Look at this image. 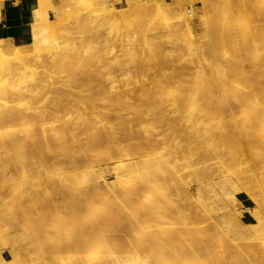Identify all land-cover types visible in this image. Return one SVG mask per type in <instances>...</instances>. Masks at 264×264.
<instances>
[{
	"label": "rangeland",
	"instance_id": "obj_1",
	"mask_svg": "<svg viewBox=\"0 0 264 264\" xmlns=\"http://www.w3.org/2000/svg\"><path fill=\"white\" fill-rule=\"evenodd\" d=\"M237 2H239V0L236 1L235 0H36V6H35L36 15H37V11L39 12L41 8L44 11L46 10L45 12L47 16L53 21L51 28H49V30H46L45 32L44 31L40 32L41 35L44 36V39L40 36V34H38L34 37L33 44L29 41V37H27L25 41L21 42L18 46H13V48L9 51V53L6 56H3V60L1 59L2 61L0 62V63L3 62L2 65H0L1 68L0 69V77H1L0 78V129H2L1 131H3L0 132L1 133L0 134V151H1L0 152V170H1L0 196H3V199H1L2 197H0V201L1 200L4 201L6 197V202L9 204V207L5 206L6 202L2 201L3 205L0 202L1 203L0 208L4 206L5 211H7L6 209L8 208L10 211H12L11 214L9 213V216H11L12 218L11 217L8 218V212H5L7 215L4 217L0 215L1 218L0 230L4 232L5 237L3 236L2 232H1L2 234L1 236H3L4 240L8 241V242L5 241L6 245H4L5 242L4 240H2L3 238L0 236V256H2V258L10 259L11 258L10 250L13 248L15 254L17 253L16 256H18L20 263L21 262L23 263V261H25L26 263V261H28L30 258L32 262L30 261L29 264H39V261L42 260L43 258V253L44 255L47 254V252L42 251L41 249H39V246L35 244H33V246L35 245L38 254L33 253L34 256L31 252H28L33 250L34 252L36 251V249L32 245H30V250H27L26 248L23 250L21 249L22 245L23 247H25L24 244L26 240H24L25 239L24 234L27 235L26 232L28 229L29 232H27L28 235L26 236V238L29 237L30 233L34 234V229L36 231V229L40 225H42L40 226L41 228L47 225L48 212H46L45 205L41 201H38L37 203H34L32 205L26 204V200L28 201V196L23 195L22 190H27L28 186H25V184L23 183L24 185L22 186L23 187L22 189V187L20 186L21 185L20 177L22 178L21 183L23 182V178L25 180L30 179L27 180L28 184H31L32 180L33 182L39 180L37 183L42 182L43 184L52 183L54 181L53 178L55 177L54 169H51L52 163L50 162L52 160L56 162H61L63 166L66 165L64 169L65 168L67 169L69 167L68 169H71L72 171L76 170L74 168L72 169L73 164H75L74 166L78 165L79 166L78 168H80L81 167L80 157L76 156L77 153L80 152L79 151L80 145L84 144L85 142L87 143L90 137L95 134L100 135L101 144L104 140L103 144L106 146L109 145L108 141L110 139L112 140L119 139L118 143H122L123 142L122 140L126 142L128 141L132 143V145L136 140H140V139L151 140L153 141V145L150 146L151 149H153V151L155 149V152L157 154L158 153L160 154L164 147L163 141L166 140L168 143H171V141L173 140L180 142L179 144H181V140L183 139L181 137L184 135V133L187 134L190 131V129H191L190 132L193 133L192 128L190 127L191 126L190 123L187 121L185 122L184 121L185 119L182 118L181 116H180L181 118L178 119L176 115L177 114L179 115V113L177 111L175 112V110L173 112V109L170 108L167 102H165L166 101L165 98H160L155 94L153 95L149 94L150 96L146 94L145 96L143 95L145 93L144 91L142 92V90H153L152 88L153 82L151 83V80L154 81L155 80L154 78H159V77L161 78L162 77L161 75H163V73L171 74L174 83L173 90H180V93L184 94V97L188 96L189 92H191L190 90L193 91L196 90L195 87H193V85L198 83L199 77H204L205 89H211V90L220 89L221 87L218 85L217 80L221 76L216 71L215 55L212 52H210L208 54L207 57L208 59L206 60V62L200 65L196 60L198 56V52H200L201 49H205L212 46L213 41L214 42L216 41V43L222 41L220 43V46H223L222 55L224 60H228L231 58L234 51H237L238 49L244 47V44L240 43L241 40H243V38L240 40L241 36L239 30L241 31L242 29L241 27L243 25L244 27L246 26L256 27L258 24L259 25L261 24L260 26L264 24V18L256 14L261 10L262 7H264V0L263 1L257 0L256 1L257 3H255L253 0H243L242 2L244 3L245 7H242L240 2L237 4ZM220 3L221 5H219ZM259 3L263 6L261 7ZM255 4H257L256 5L257 7L259 5L261 8L255 9L256 8ZM57 6L60 7L61 10L56 13L54 8ZM244 8L246 9L245 11ZM217 11L220 13L218 14ZM215 13H217L218 15H215ZM251 19L254 20L256 19V20L254 21ZM234 20H236L235 23L233 22ZM229 24L233 31L232 36H234L233 38L234 42L232 45L233 47L227 45V39L225 38L224 34L221 32L220 29L221 25L226 26ZM135 29H140L141 32H143L144 36L150 39V41L152 42L151 46L153 48H155L154 45L157 43L156 47L159 51H157L158 55H156L155 58L156 60H154L152 66L149 64L148 67L147 64L146 66H144L146 61H148L151 58V54L149 53L151 51H149L150 50L149 47H146V49L149 48L147 49L148 51L147 52L144 43H142L141 41H140L141 43L139 42L136 43V44L139 43V45H133L132 50L134 52L132 53L135 56L132 58V61L130 57L132 55L126 56V53L127 54L130 53L129 52L130 47L127 45L125 39L127 37L129 39V37L131 36L132 32ZM173 30L175 31V33L172 32ZM33 31L35 32V34H37L39 33L40 30L39 29L35 30L34 27ZM250 35L245 36L247 39L246 45L249 44L251 45L252 41ZM54 36L56 37L55 41H57L58 43V47L56 50L49 45L51 43L50 38ZM153 41L156 43L153 44ZM191 42H193L192 49L190 46H187ZM126 48L128 50H126ZM134 48L136 50H134ZM143 49L146 51V54L145 51L144 52L142 51ZM259 51L261 52V50ZM54 52L59 57H57V55H55ZM169 52L170 54H168ZM21 54H23V56ZM145 55L148 57H145ZM168 55L171 57H168ZM19 56L24 57L22 60H20L21 62L18 61ZM166 56L168 58V61L166 59ZM128 57L130 58L129 63L127 62L128 60H126L128 59ZM138 59H140L139 61L140 64H138V61L137 62L135 61ZM145 59L148 60L145 61ZM64 62L66 63V67L63 65ZM141 62H145V63L144 64L142 63L143 64L142 65ZM140 65L143 66V69L140 68ZM134 68L136 69L134 70ZM137 68L141 69L140 72H138ZM136 71L138 72V74L136 73ZM139 73L145 75L141 76V74ZM69 77L70 80L68 79ZM140 77L146 78L148 81L144 87L142 84L138 85L139 84L138 82L140 81ZM132 78H136V79L133 80ZM126 79L132 80L131 81L132 83L128 81L130 83L129 84ZM187 80H189V82ZM223 81L224 82L222 84L227 85L226 86L227 90L235 89L236 81L234 77H226V79ZM28 90L30 92L34 91V93L37 95L35 96L34 93H30ZM35 90L38 91V93H36ZM54 90L56 93L54 92ZM59 90L61 91L59 92ZM65 90H68L67 91L68 93L64 95V93H66ZM81 90H86L85 91L86 93L85 92L82 93ZM89 90H92V92ZM95 90L96 91L100 90L99 91L100 93L98 91L96 92ZM113 90H117V91L113 92ZM93 91L96 93H94ZM121 91H123V94ZM126 92L127 95H125ZM61 93L63 95H61ZM79 93L83 94L81 95L82 98L78 97L80 96L78 95ZM97 94L100 95L98 96ZM131 94L132 96H130ZM242 95L243 93H241V96ZM12 96L13 99L12 98L10 99V97ZM58 96H60L62 99L57 98ZM154 96H156V98ZM50 97L53 99H51ZM147 97L150 98L148 99ZM157 97H159V100H157ZM228 97L233 101L237 100L235 97H233V95H229ZM60 99L61 101H59ZM9 100L10 103L8 102ZM12 100L14 102H12ZM35 101H37L38 103ZM118 103L121 105H119ZM131 104L138 106H136L137 108L135 106L132 108ZM237 104H235L233 111H230L233 114L227 113L233 116V118L230 117V119H229V115L227 114L226 117L224 116L225 114H217V115L214 114L213 116L211 115L212 117L210 116L211 118L210 117L208 118V116H204L205 114L200 115L199 110H197L198 112H195L196 110L195 111L192 110L193 112L204 117L203 120L207 118L206 120L209 121L210 125L213 126L211 130L213 129L212 131L216 136V137H214V135L211 136L213 133L212 134L210 133L211 135L210 136L208 135L209 136L208 139H211V141L208 140L207 142L206 140L205 143L201 144L203 147L202 149L206 150L210 154L205 167L200 168L202 166L200 163L194 164L195 160L198 159L197 158L198 156L195 153H192L187 158L186 157L181 158L179 154H176V156L175 155L166 156L167 163L165 164L169 166L166 171L165 169L161 171H159L158 169H154V170L153 168L151 169L152 173L155 175L153 178H155V180L157 179V177L160 179V181L159 180L157 181L159 184L162 182H163L162 184H164V181L167 182V187L165 189V192H167V196L169 194L171 196L169 195L167 198H164L163 196L158 195L156 197V202H157L156 205L165 208L166 212L168 211L167 213L168 215L160 219V221H158L157 225L154 227V231L152 230V232L150 234H147L145 238L150 239L153 236L151 240H154L155 238H158L157 236L162 235L163 237L167 238L165 241L162 242L163 246H165L164 249H167L171 246L168 245L171 244L170 243L171 240H168L169 239L168 237L171 238V235H174V233H172L173 231L171 227H177L182 231L186 230L184 226L185 221L184 220L182 221L177 217H175V212L177 210L186 214V216L190 214L193 217H197V221L195 223H199L198 224L200 226L199 228H203V226L201 225L202 224L205 225L206 223L210 224L212 221L211 218L213 219L217 218L218 221L221 219H224L226 221V217L224 216V214L226 213L225 209L231 207L232 204L237 205L238 207L237 209L238 211H240L238 218L241 224L250 222L251 219L250 210L254 209V211L257 210L256 212H259L260 214L259 215L258 213H256L254 215L256 224L259 227L261 226V224L262 226H264V124L260 121L261 123L259 122L257 124H253L252 125L253 128L244 126L240 119L241 117L240 114L242 113L239 110L242 109V106L241 105L239 106V104L238 105ZM148 105H150V107ZM120 106H121V110H119ZM10 107L14 109H11ZM130 107L132 109L135 108L136 110H131ZM39 108H41L40 109L41 111L39 110ZM53 108L55 109L52 110ZM138 109H140L139 111L141 115L140 113H136L139 112L137 111ZM8 110L11 111L9 112L10 114L7 112ZM141 110L143 112H141ZM120 111H123L124 114ZM261 111L262 110L251 109L252 113H257ZM19 113L21 115L23 114V116L25 115L24 117H21L22 118L21 120ZM45 114L47 116L50 115L48 116L49 118H46L47 116ZM222 115L224 117H221ZM234 115H237L238 117L236 120H233L236 118V116L234 117ZM8 116H10V118H8ZM155 116L161 118V119H157L156 117L158 122V123L156 122V124H155L156 121ZM174 116L177 117V119L180 121V124H178L179 122L178 120H175L176 118ZM117 117L119 120L117 119ZM166 117L167 120L163 119ZM126 118L129 119L131 118L130 125H132L131 128H134L133 130L129 129L130 126L129 124L128 125L126 124L129 123V119L127 122ZM180 119H182L183 122H181ZM216 119L219 125L221 119V122L223 124L222 126H220L221 128H219V126L216 124L215 122ZM5 120L6 122L8 121L7 124H5L6 123ZM151 120H153V122L149 125H152L153 123L155 124L154 126L152 125V127L149 126L147 123ZM259 120H261V118ZM49 121L50 123L56 124L60 135L59 138L53 141L52 139L49 138L45 139L42 136L41 125L43 123L50 124ZM223 121L225 123L227 122L228 125L226 126L227 123L225 124L223 123ZM3 123L5 124V126L1 125ZM124 124H126L127 126ZM176 125H178V129L177 127H175ZM109 126H111L112 128L118 126V129H114V130H118V132L116 131L112 133L111 131H109L110 130ZM182 126L184 127V130H182L183 128ZM123 127L128 128L127 130L128 131L131 130L132 132L130 131L127 132L126 129L123 130ZM218 128L223 130L222 134H220V131L218 133H215ZM173 130H177L180 132L182 131V132L181 133L179 132L180 133L179 134L177 131L175 132ZM224 130H227L228 132L230 131L229 133H231V135L228 134L225 135ZM6 133L12 134L10 136L11 137L13 136L14 138V144L12 148L11 146L7 145L5 139L3 138V136H5L4 134ZM192 133L189 134V136L190 135L192 136ZM243 133H245L244 135L247 136H244ZM248 133H250V135L252 133L251 137L253 140H250V138L248 140L244 138L250 136V135L248 136ZM239 134L244 136L243 138L245 141H247L246 143L244 140H239V139H243L240 138L242 136ZM217 136L218 137L220 136L219 137L220 139ZM221 136L223 137L221 138ZM224 136H226L225 137L226 139L224 138ZM7 137H9V135H7ZM33 137H38L40 139V146H38V148L36 147V149L35 147H32L30 142L28 141ZM185 138H186L185 140L186 142L191 141V139L189 140L188 136ZM240 141L241 143L243 142V144L239 143ZM250 142L251 144H248ZM222 145L224 146L222 147ZM109 146L114 147V143H111ZM189 147H190L189 149H191L192 147L193 152L195 150L198 151L199 149L202 150L201 146L198 147L197 144L195 143L191 144V142ZM213 147L216 150L221 149L220 152H222L223 154L220 155L221 153L219 152V150L218 151L212 150L214 149ZM223 148L229 150L230 152L229 151L225 152ZM101 149L98 150L95 148L93 150H90V152L102 153V151L106 150V148L104 150ZM13 153H16L17 155L18 154L23 155L27 153L25 155L28 156L23 155L21 157L24 158L25 156L27 159L30 158L32 161H30V159L26 160L22 158L23 159L22 160L21 158H18L17 160L21 165L20 166L19 164H17V167L19 165V169H18L15 167L16 155L14 158H12L14 156L12 155ZM45 154L47 155L48 159L45 158V161L46 160L47 161L46 162L43 161L44 163L40 164L42 162L40 161V159L41 157L43 158V156L46 157ZM73 158L75 159L77 158L76 159L77 161L74 160ZM11 159L12 160L15 159L13 161L15 165L12 164L13 162H11L12 161ZM19 160L22 161L24 165L25 164L26 165L23 166V164ZM48 161L50 163L48 167L50 166L51 167L45 169L46 166L44 168L43 164H46ZM30 162L32 163V166L35 165V167H32ZM6 164H7V168H6ZM14 168L17 170H13ZM201 169L202 171L206 172V176H208L206 177L207 179L205 180L206 183H209V185L212 184L211 186H207V188L211 187L213 189L212 192H210L211 195L209 193L206 194L209 198L212 197V199H209L208 197L206 199L208 203H212L211 206L208 205V209H210V207L211 208L214 207V208L209 210L206 214L199 212L200 211L199 207H201L203 200L199 197V194H197L195 189V187L197 186L195 185V181H196L195 178L199 176L197 172L200 171ZM13 171L17 173L13 174L14 173ZM215 172L216 174L213 175ZM12 175H16L17 178L15 176L13 177H15V181L17 183L19 182L20 184L19 186L21 188H19V186H17L16 183L14 184L15 181ZM32 175H35L33 176L34 178L38 177L39 179L36 178L37 180L35 181ZM102 176L103 178L101 179V184H103V182L108 184L114 180L112 175L107 173L106 170L102 171ZM10 178H13V181ZM224 178L228 181L230 180L228 186L229 193L226 196L224 194V191L220 190L221 188L219 183ZM2 179L4 180V184L2 182L3 181ZM37 183H32L30 186L32 185L34 186V184ZM151 185H152L151 183L145 180L144 183L133 188L131 190L130 203L132 205H135V203L144 195V193L151 189ZM14 186H16V188H14ZM113 186H112L113 188L111 189L108 188L107 190H105L107 191L106 192L107 196L102 194L100 196H97L96 199L93 200V203L97 201L95 205L96 207L98 206L97 208L95 207V209H98L96 213L95 212L92 213L94 216L93 215L91 216V214L86 215L88 210L86 212L87 209L86 204L83 203L84 201L81 202L80 201L81 199L78 201L80 203L79 214H83L84 216H87L86 218L88 221L90 219H94V223H95L96 217L101 216V211H104L106 209L112 211L111 210L112 208L114 209L113 210L114 212L115 211L117 212V209L119 208V204H118L119 201L116 200L117 193L123 191V189L129 185L125 183L124 179H119ZM24 187H26V189ZM38 187H40L38 186V184L37 187H33L35 188L34 191L35 194H39V193L41 194V188ZM113 190L115 191L116 196ZM20 191L22 195L19 194ZM28 191L25 193L27 194ZM111 191L115 197L111 196L112 195ZM187 191H190V193H187ZM220 192L223 194H221ZM40 194L39 196H37L38 199H40L42 196ZM124 199L125 197H123L122 200ZM178 199H180L183 202H180ZM122 200L119 202L120 204L126 201V200L125 201ZM170 200H172V202L175 204L174 207L173 205H170ZM175 200L179 201L180 203L176 202ZM212 200L213 202H211ZM67 205L70 204L66 203L65 207L67 208L64 207L65 216L68 217L70 215L69 217H72L71 214L73 215L74 212L72 213L71 212L72 209ZM0 212L1 214L2 213L4 214L3 210L2 211L0 210ZM222 214L223 216L220 219V217H218L217 215H222ZM78 215L77 217L79 218L84 217ZM13 217L16 220V221L13 220L15 223L11 221ZM143 217L145 216H141L140 219L142 220ZM185 219L187 221V219L189 218L185 217ZM36 223H38L37 226L35 225ZM94 223H89L91 225L90 227H93L92 225H95ZM97 223L99 222L96 221V224ZM159 223L168 224L167 227L168 229L165 232H163V234H160ZM12 225L14 227H12ZM25 225L28 227V229H26L27 227H25ZM140 225L142 226L143 223ZM34 226H36L37 228H34ZM105 226H102V228L106 229V231L109 233L108 229H111L112 227L109 224H106ZM138 226L137 224L135 225V227ZM139 227L136 228L137 231H139L140 229ZM221 227L223 228V231L226 232L227 234L229 233L230 230H233L232 227L229 228V231L226 230L227 229L226 227L225 228L224 226ZM30 229H32L33 231ZM92 230L99 232L102 237L108 239L110 237L113 238L112 236H114L113 238L114 240L116 238L118 239L121 236H123L122 238H126V235L121 233L122 231L119 229L116 230L117 233L116 231L114 233L110 232L111 234L109 233V235L106 234L107 233L106 231H102L101 228L100 229L91 228L90 229L91 233L93 232ZM101 232L102 233L104 232L106 236H103L104 233L102 234ZM240 232L243 233L242 235H245V233L246 235H248V233H250V235L252 234L254 236H257L258 234V233L257 234L254 233L251 230L245 232V230H243V228L241 227H240ZM119 233L120 235H118ZM15 236H17L18 238ZM167 240L168 242H166ZM211 245L214 246L216 245L215 247H218L217 243H213ZM223 247H224L223 249H226L228 247L227 242L226 243L224 242ZM122 249H124V246L122 247ZM19 251L21 252L20 253L21 255L19 254ZM21 258L22 259L27 258V259L22 261ZM16 263L20 264L16 261L13 264Z\"/></svg>",
	"mask_w": 264,
	"mask_h": 264
},
{
	"label": "bare ground",
	"instance_id": "obj_2",
	"mask_svg": "<svg viewBox=\"0 0 264 264\" xmlns=\"http://www.w3.org/2000/svg\"><path fill=\"white\" fill-rule=\"evenodd\" d=\"M242 1L243 0H241V1L239 0V2L241 3V6L245 7L244 3ZM253 1L255 3H257L256 2L257 0H253ZM239 2H237V4ZM234 4H236V3H234ZM219 5H221V3ZM256 5L257 4H255V7H256L255 9H257V8L260 9L263 6L260 4L261 7L259 5L257 7ZM62 7H63V5H62ZM64 7H65V5H64ZM54 9H55L56 13L61 10V8L58 6L55 7ZM259 9H258V11H259ZM245 10L246 9L244 8V11ZM45 11L42 8L39 10V12L37 11V15L34 17V20L32 22L31 32L28 35L29 41L32 44H33L34 37L38 34H40V36L44 39V36H42L40 32H42V31L45 32L46 30H49V28H51V26H52L53 21L47 16ZM259 12L256 14L260 15L261 17L264 18V7H262ZM217 13L219 14L220 12L217 11ZM217 13H215V15H218ZM245 14H246V12H245ZM251 20H254V19H251ZM233 22L235 23L236 20H234ZM254 23H252V24H254ZM256 25H257V22H256ZM258 25L256 27H252V26L244 27V25H243L241 27L242 29L240 28L241 29V31L239 30L240 36H241L240 40L243 38V40H241L240 43L244 44V47H242L241 49H238L237 51H234L231 58L228 60H224L223 55H222L223 46H220V43L222 41L217 42V43H216V41L215 42L213 41L212 46L205 48V49H201L200 52H198V56H197L196 60L200 65H202L206 62V60L208 59L207 58L208 54L210 52H212L215 55L216 71L221 76L217 80L218 85L221 87L220 89H217V90L205 89L204 77H199L198 83L193 85V87H195L196 90H194V91L190 90L192 93L189 92L188 96L184 97V94L180 93V90H173L174 89V87H173L174 83H173V78H172L171 74H169V73L164 74L163 73V75H161L162 76L161 78L160 77L159 78L153 77L155 80L154 81L151 80V83L153 82L152 83L153 90H142V92L144 91L145 94H143V95H145V96H146V94H148V96H150L151 94L152 95L155 94V95L159 96L160 98H165V100H166L165 102H167V104L170 106V108L173 109V112L175 110V112L177 111L179 113V115L176 113L177 114L176 116L178 117V119L182 117L185 119L184 120L185 122L187 121L190 123V125H191L190 127L192 128L193 133L190 132L191 131V129H190V131L188 130L190 133L189 132L187 133V131H186L187 134H185V133H184V135L182 134L183 136L181 138H183V139L181 140V144H179L180 142L173 141V140L171 141V143H168L165 140L166 142L163 141L164 152L162 150V152L160 154L158 153L159 154L158 155L155 152V149L153 151V149H151V147H150L153 145V141H151V140H145V139L136 140V141H134V143L132 145V143H130L128 141L126 142L124 140H122L123 141L122 143H118L119 139L113 138L114 140H112V139H110L109 141L107 140L109 145L111 143H114V147H110L109 145L106 146L103 144L104 140L102 142V144H103L102 145L100 135L95 134V135L90 137V139H89V141H87V143L85 142L84 144L80 145V148H79L80 154L77 153V155H76V156L80 157V161H81L80 166L82 168L81 167L78 168L79 166L77 164H76L77 166H74L75 164H73L72 169L74 168L76 170L72 171L71 169H68L69 167L67 169L66 168L64 169V167L66 165L63 166V164H61V162H56V161L52 160L50 162V163H52L51 169H54V172H55V175H54L55 177L53 178L54 181L52 183H49V184H43L42 182L37 183L39 180L38 181H36V180L39 178L38 177L34 178L33 176H35V175H32V177L35 179L36 182H33V180L31 182L37 183L38 186H40L38 188H41V194L40 193L39 194L42 196L40 199H38V197H37V196H39V194H35V192H34L35 188H33V187H37V184H34V186L32 185L33 186L32 187V186H30L32 183L31 184L27 183V180H30V179L25 180L24 178H23V182L21 183L22 178L20 177V180H21L20 181L21 185H20L19 182L17 183L15 181L16 175H12V177L15 176V177H13L14 181H15L14 184L16 183L17 186L20 185L21 187L24 184H25V186H28L27 190H22L23 195L28 196V201L26 200V204L32 205L34 203H37L38 201H41L45 205L46 212H48L47 213L48 222L46 225L47 227L44 226L41 228L40 226H42V225L39 224L40 226L37 228L36 226L38 225V223H36L35 224L36 226H34V228H37L36 231L34 229V234L30 233L29 237H27V238H26V236L28 235L27 232H29L28 231L29 229L25 225V227H27L26 229H28V230L26 232L27 235L24 234V236H25L24 240H26V242L24 244L25 247H23V245H22L23 248L21 247V249L23 250L26 248L27 250H30V245L33 246V244H35V245L39 246V249H41L44 252H47V254L45 253L46 255H44L43 252H40V253H43V258H42V260L39 261V264L40 263L41 264H82V263L83 264H264V226H262V224L260 223L261 226L259 227L256 224V220H255V216H254L256 213L259 214V212H256L257 210L254 211V209L253 210L251 209L250 210V217H251L250 222L241 224V222L239 221V218H238L240 211H238L237 205H234V204H232L231 207H228V209H225L226 213L224 214V216L226 217V221L224 219H221L223 214L217 215L221 219L219 221L217 218L213 219L210 217L212 219L211 223L210 224L206 223L205 225L202 224L201 226H203V228H199L200 227L198 225L199 223H195L197 221V217H193L190 214L188 216H186V214L177 210L175 212V217H177L178 219H180L182 221L183 220L185 221L184 226H185L186 230L182 231L181 229H179L177 227H171L172 231H173L172 233H174V235H171V238L168 237L169 238L168 240H171L170 241L171 244H168V245L169 246L171 245V246L169 248L166 247L167 249H164L165 246H163V244H162V242L167 239L166 237L159 235V236H157L158 238H155L154 240H151L153 238V236L150 239L145 238L147 236V234H150L152 232V230L154 231V227L157 225L158 221H160V219H162V218L166 217V215H168L167 214L168 211L166 212L165 208H163L159 205H158L159 206L158 207L156 205L157 204L156 197L158 195H161L164 198H167L170 195L169 194L167 196V192H165V189L167 187V182L164 181V184H162L163 182L161 181L162 183L159 184L157 181L158 180L160 181V179L158 177L156 180H155V178H153L155 175L152 173L151 169L152 168H153V170L158 169L159 171L165 169V171H166L169 167L168 165L165 164V163H167V157L166 156H168V155L169 156H174V155L176 156V154H179L181 158H185V157L187 158L192 153H195L198 156L197 157L198 159L195 160L194 164L200 163L202 165L200 168L206 166V162L208 161L210 154L206 150L202 149L203 147L201 144L205 143L206 140H207V142H208V140L211 141V139H208V137L213 133V131H212L213 129L211 130V128L213 126L210 125L209 121L206 120L207 118L203 120L204 117H202L200 115L205 114L204 116H208V118H209L211 115L213 116L214 114H216V115L217 114H225L224 116L226 117L227 115H229L227 113L233 114L230 111H233L235 104L238 103L239 106L240 105L242 106V109H239V110L242 113V114H240V116H241L240 119H241V122L244 126H248L249 128L250 127L253 128L252 125L257 124L260 121L264 124V65H263V62H264V24H262V26H260L261 24L259 26ZM34 27H35V30L36 29L40 30L39 33L35 34V32L33 31ZM220 29H221V32L224 34L225 38L227 39V45L230 47H233L232 45L234 42L233 41L234 36H232L233 31H232L230 24L226 25V26L221 25ZM172 32L175 33L174 30ZM246 35L251 36V41H252L251 45L250 44L246 45V40H247L245 37ZM52 38H54V39H52ZM148 39L149 38L145 37L143 32H141L140 29H135L132 32L129 39H128V37L125 39L127 42V45L130 47V50H129L130 53H128V54L126 52L125 53H126V56L132 55V56H130L131 61H132V58L135 56L132 53V52H134L132 50L133 45H139V43L142 42L145 45V49H146V47L150 48L149 51H151V52H149V53L151 54V58L149 60L145 59V61L148 60V61H146V63L141 62V64L145 63L144 66H146V64H147V67H148V64L151 66L153 65L154 60H156L155 59L156 55H158L157 51H159L156 47L157 43L153 41V44L156 43L154 45L155 48H153L151 46L152 42L150 41V39L149 40ZM55 40H56L55 36L51 37L50 38L51 43L49 45L53 49L56 50L58 47V43ZM137 42H139V43L136 44ZM214 43H215V45H214ZM13 46H15V45H13L12 43H10L8 41H4V40L0 39V62L3 60V56H6L9 53V51L13 48ZM187 46H190L192 49L193 48V42L189 43ZM137 47H139V46H137ZM258 47H259V49H258ZM149 48H147V49H149ZM147 49H146V51H147ZM126 50H128V49L126 48ZM134 50H136V49L134 48ZM259 50H261V52ZM142 51L144 52L145 50L143 49ZM146 51H145V54H146ZM158 53H160V52H158ZM54 54H55V52H54ZM168 54H170V52ZM21 55L23 56V54H21ZM29 55H31V54H29ZM55 55H57V54H55ZM22 56L18 57V61H20L24 58ZM72 56H73V54H72ZM164 56H165V54H164ZM27 57H29V56H27ZM57 57H59V56L57 55ZM57 57H55V58H57ZM145 57H148V56L145 55ZM168 57H171V56L168 55ZM129 59H130L129 57H128V59H126V60H128L127 61L128 63L130 61ZM166 59L168 61L167 56H166ZM63 61H65V60H63ZM135 61L136 62L138 61V64H140L139 63L140 59L135 60ZM141 61H142V59H141ZM143 61H144V59H143ZM2 63H0V65H2ZM63 65L66 67L65 62ZM60 66H61V64H60ZM140 68L143 69V66L140 65ZM135 69L136 68H134V70ZM141 69H138V72H140ZM138 72L136 71L137 74H138ZM142 73H143V71H142ZM207 73H209V72H207ZM139 74H141V73H139ZM142 75L143 74H141V76ZM147 75H148V73H147ZM226 77H234L235 78L236 85H235L234 90H227L226 89L227 85L222 84L224 82L223 80H225ZM68 79L70 80V77ZM132 79L134 80L136 78H132ZM128 81L130 83H132L131 82L132 80L129 79V80H127V82ZM187 81L189 82V80H187ZM147 82L148 81L146 78L140 77V81L138 82L139 83L138 85L142 84L144 87L147 84ZM125 85H127V84H125ZM190 88H192V87H190ZM60 91L61 90H59V92ZM65 91H66V93H64V95L68 93L67 92L68 90H65ZM81 91H82V93H84L86 90H81ZM89 91L92 92V90H89ZM97 91L99 92L100 90H97ZM115 91H117V90H113V92H115ZM129 91H131V90H129ZM187 91H189V90H187ZM54 92H55V90H54ZM72 92H74V91H72ZM96 92H94V93H96ZM121 92L123 94V91H121ZM30 93H34V91L30 92ZM36 93H38V91H36ZM82 93H79L78 95H80V96H78V97L82 98L81 97V95H83ZM241 93H243L242 96H241ZM76 94H77V92H76ZM36 95L37 94H35V96ZM51 95H52V93H51ZM61 95H63V94L61 93ZM86 95H88V94H86ZM125 95H127V92ZM229 95H233V97H235L237 100L236 101L231 100L228 97ZM73 96H75V95H73ZM130 96H132V94ZM119 97H121V96H119ZM154 97L156 98V96H154ZM159 97H157V100H159ZM11 98L13 99V96L10 97V99ZM53 98H51V99H53ZM57 98H61V97L58 96ZM130 98H132V97H130ZM147 98L149 99L150 97H147ZM61 99L59 101H61ZM151 99H153V98H151ZM14 100H15V98H14ZM47 100H49V99H47ZM45 101H44V103H45ZM135 101H137V100H135ZM8 102L10 103V100ZM12 102H14V101L12 100ZM35 102H37V101H35ZM134 104H135V102H134ZM108 105H109V103H108ZM119 105H121V104H119ZM41 106H42V104H41ZM56 106H58V105H56ZM110 106H111V104H110ZM134 106L136 107L138 105H132L131 104L132 108ZM148 106L150 107V105H148ZM112 107H113V105H112ZM131 107H130L131 110H136L135 108L132 109ZM11 109H14V108H11ZM40 109L41 108H39V110ZM54 109L55 108H53L52 110H54ZM251 109L262 110V111L257 112V113H252ZM9 110L7 111L8 113L11 112ZM119 110H121V106H120ZM139 110L140 109H138L137 111H139ZM192 110L193 111L196 110L195 112H198L197 110H199L200 115L193 112ZM2 112H3V110H2ZM120 112H122L124 114L123 111H120ZM141 112H143V111L141 110ZM136 113H140V111L136 112ZM131 114H133V113H131ZM14 115H16V114H14ZM19 115H20V120L22 119L21 117L25 116V115L23 116V114L21 115L20 113H19ZM140 115H141V113H140ZM230 115H229V119H230V117L233 118V116L232 115L230 116ZM48 116H50V115H48ZM48 116L46 118H49ZM224 116L222 115L221 117H224ZM235 116H236V118L233 120H236L238 118L237 115H234V117ZM156 117L157 116H155V120H156L155 124L157 122V119H161L158 117L156 119ZM177 117H175L176 118L175 120H178ZM8 118H10V116H8ZM123 118H122V120H123ZM260 118H261V120H259ZM117 119H118V117H117ZM126 119H127L126 121L128 122L129 118H126ZM130 119H129V123H126L127 125L128 124L130 125ZM163 119L167 120V117L163 118ZM221 119L219 122L220 125L218 124L217 119L215 121L216 124L219 126V128H221L220 126L223 125L221 122ZM180 120H181V122H183L182 119H180ZM233 120H232V122H233ZM22 121H25V120H22ZM171 121H173V120H171ZM3 122H4V119H3ZM5 122H6V120H5ZM112 122H114V121H112ZM152 122H153V120H151L147 123L149 125ZM178 122H179L178 124H180L179 120H178ZM1 123H2V121H1ZM7 123H8V121L5 124H7ZM49 123H50V121H49ZM141 123H142V121H141ZM223 123H225V122L223 121ZM5 124L3 123L1 125L5 126ZM126 124H124V125H126ZM155 124L153 123L152 125L154 126ZM216 124H215V126H216ZM152 125H149V126L152 127ZM173 125H175V124H173ZM227 125H228V123L226 124V126ZM131 126L132 125L129 126V129L133 130L134 128H131ZM186 126H187V123H186ZM103 127H105V126H103ZM109 127H110L109 131H111L112 133H114L116 131L118 132V130H114V129H118V126H116L117 128L116 127L112 128L111 126H109ZM171 127H172V125H171ZM175 127H177V129H178V125H176ZM190 127H188V128H190ZM41 128H42V136L45 139L49 138V139H52V141H53V140H56L57 138L60 137L59 132H58V127L54 123H50V124H47V123L44 124L43 123L41 125ZM219 128L216 130V132L215 131L214 132L218 133L220 131V134H222L223 130L219 129ZM124 129L127 130L128 128L123 127V130ZM1 130L2 129H0V132H3ZM131 130H129V131L132 132ZM171 130H170V132H171ZM182 130H184V127L182 128ZM129 131L127 130V132H129ZM173 131L176 132L177 130H173ZM177 132L179 133L180 131H177ZM227 132H228L227 130H224L225 135L226 134L231 135V133H229L230 131L228 133ZM191 133H192V136L190 135L191 136V138H190L189 134H191ZM224 133H223V135H224ZM131 134H133V133H131ZM220 134H217V135H220ZM244 134L245 133H243V135ZM4 135L6 136V137L3 136V138L5 139V142L7 143L8 146H11V148H12V146L14 144V138H13V136L12 137L10 136L12 134L6 133ZM7 135H9V137H7ZM107 135H108V133H107ZM213 135H214V137H216L214 133L211 136H213ZM239 135H241V134H239ZM243 135H241L242 137H240V136L239 137L243 138L244 136H247V135H244V136ZM249 135H250V133H248V136ZM251 135H252V133H251ZM251 135L247 138L246 137H244V138L247 140L249 138H250V140H253ZM187 136H188L189 140L191 139V141H190L191 144L195 143L198 145V147L201 146L202 150L199 149L198 151L195 150L193 152L192 147H191V149H189L190 148L189 147L190 142L185 141L186 140L185 137H187ZM222 137L223 136H221V138ZM225 137L226 136H224V138ZM192 138H193V140H192ZM210 138H212V137H210ZM244 138L243 139L238 138V139L244 140ZM213 139H215V138H213ZM28 141L30 142L32 147H35V149H36V147L38 148V146H40V139L38 137H33V138L29 139ZM222 142H224V141H222ZM246 142L247 141H245V143ZM252 142H254V141H252ZM239 143H241V141ZM215 144H216V142H215ZM221 144H224V143H221ZM241 144H243V142ZM248 144H251V142ZM223 146L224 145H222V147ZM95 148L98 150H100L101 148H103L101 150H104L106 148V150L102 151V153H100V152L91 153L90 150H93ZM212 150H216V149L214 148ZM218 150H219V152L221 151V149H217L216 151H218ZM224 151L227 152L229 150L224 149ZM220 153H219L220 155L223 154L222 152H220ZM25 154H27V153H25ZM25 154H23V155H25ZM213 154H215V153H213ZM12 155H14L12 158H14L16 155V158H15L16 160L14 159L16 165L13 162L14 160L11 159L12 160L11 162H13L12 164L15 165V167L19 169L20 163L18 162L17 159L18 158L22 159L23 157H21V156H23V155L22 154L17 155L16 153H13ZM25 156H28V155H25ZM25 156L23 159H26V160L30 159L29 157H28L29 159H27ZM43 158H44V160H43ZM43 158L41 157L40 161H42V162L40 164L44 163L43 161H45V158L48 159L47 155H46V157L43 156ZM73 159L76 160L77 158L76 159L73 158ZM16 161H17V163H16ZM30 161H32V160L30 159ZM20 162L23 164V166L26 165V164L24 165V163L22 161H20ZM50 163L48 161L46 164H43L44 168H45V166H46L45 169L50 168L51 166L48 167V165H50ZM7 164H6V168H7ZM17 164H19L18 167H17ZM31 166H32V163H31ZM39 166H42V165H39ZM32 167H35V165H33ZM13 170H17V169L14 168ZM20 170H21V168H20ZM103 170H106L107 173L112 175V177L114 178V180L112 182H110L108 184L103 182V184H101V179L103 178V176H102ZM27 171H28V169H27ZM33 171H34V168H33ZM201 171H202V169L200 171H198L199 173L197 172V174L199 176H197L195 178L197 181V184L195 181V185H197L195 187V189H196L197 194H199V197L203 200L201 207H199V210H200L199 212L206 214L209 210L214 208V207H212V208L210 207V209H208V205L211 206L212 203H208V201L206 199L208 197L206 194L207 193L210 194V192H212L213 189L211 187L207 188V186H211L212 184L209 185V183H206L205 180L207 179L206 177H208V176H206V172H204V171L201 172ZM15 173H17V172H14L13 174H15ZM19 173H20V171H19ZM19 173H18V175H19ZM29 174H30V171H29ZM215 174H216V172L213 175H215ZM21 175H23V174H21ZM13 178H10V179H12V181H13ZM119 179H124L125 183H127L129 186H127L124 189L122 188L123 191L119 190L120 192L117 193V196H116L115 191L113 190L115 196L117 197L116 200H118L120 202L123 199V197H125V199L122 201L126 200L125 202H122L121 204L118 202L119 208L117 209V212L116 211L114 212L113 211L114 209H112V208H111L112 211H109L107 209L104 211H101V216L96 217L95 223H94V219H90L88 221L86 218L87 216H84L83 214H79L80 213V211H79L80 203L78 201L80 199H81L80 200L81 202L84 201L83 203L86 204V207H87V209L85 208L86 212L88 210L87 213L85 212L86 215L91 214V216H92L93 215L92 213L93 212L96 213V211L98 210V209H95V207H96L95 203L97 201L95 203H93V200H95L97 196H100L102 194L106 195L107 191H105V190H107L108 188L109 189L113 188L114 187L113 185ZM145 180L152 184L151 189L149 191H146L144 193V195L135 203V205H132L130 203V201H131V190L133 188H135L136 186L144 183ZM24 181H26V182H24ZM103 181H104V179H103ZM229 181L224 178L222 181L219 182L220 188H221L220 190L224 191L225 196L229 193L228 192ZM2 182L4 184V180ZM20 186H19V188H21ZM224 186H226V187H224ZM232 186H233V184H232ZM14 188H16V186H14ZM24 188L26 189V187H24ZM38 188H36V189H38ZM22 189H23V187H22ZM27 191H28V193L26 194L25 192H27ZM111 193H112V191H111ZM187 193H190V191H187ZM19 194H21V191ZM221 194H223V193H221ZM119 195H122L123 197L119 196ZM111 196H114L113 193ZM212 196H213V194H212ZM0 197H2L1 199H3V196H0ZM215 197H218V196H215ZM209 199H212V197ZM178 200L180 202H183L180 199H178ZM2 201L3 200H1L0 202L3 205V202L4 201L6 202V197H5V200L3 202ZM179 201H176V202H179ZM211 202H213V200ZM1 203H0V206H1ZM66 203L70 204L67 206H69L72 209V210L70 209L72 213L74 212L73 215L71 214L72 217H69L70 215L68 216L69 218L65 216V212H64V207L66 206ZM179 203H176V204H179ZM7 204L8 203L6 202L5 206L9 207V204L8 205ZM35 205H34V207H35ZM170 205H173V207L175 206V204L172 202V200H170ZM82 206H83V204H82ZM214 206H216V205H214ZM113 207H115V206H113ZM65 208H67V207H65ZM215 208H217V207H215ZM0 210L1 211L3 210V212H4V214L2 213L3 215L0 212V215L2 217L7 215L5 212H8V218L11 217V216H9V213L11 214L12 211H10L9 208L6 209L7 211H5V207L2 206L0 208ZM222 210H223V208H222ZM36 212H38V211H36ZM215 213H217V212H215ZM77 215L81 216V217L84 216V217L79 218V217H77ZM141 216H145V217H143V219L141 220L140 219ZM74 217H75V219H74ZM185 217H188L189 219H187V221H186ZM13 220L16 221L14 219V217H13V219H11V221L14 222ZM96 221L99 223L96 224ZM140 222L143 223L142 226L140 225V224H142ZM89 223H94L95 225H92L93 227H90L91 225ZM202 223H203V221H202ZM106 224H109L112 227L111 229H108L109 233L110 232L114 233L117 229H119L122 231V232L120 231L121 233L126 235V238H122L123 236H121L118 239L116 238L114 240L113 239L114 236H112L113 238L110 237L108 239V238L102 237L99 232H96L93 230H92L93 231L92 233L90 232L91 228H94V229H100L101 228L102 231H106V229L102 228V226H105ZM136 224H137V226L138 225L140 226V227L138 226L140 228L139 231H137V229H136L138 227H135ZM159 226H160L159 227L160 234H163V232H165L168 229L167 228L168 224L162 223ZM221 226H224V228L226 227L227 228L226 230H228V231H229L230 227H232L233 230H230L231 231V232L229 231L230 234L229 233L227 234L226 232L223 231V228ZM12 227H14V226L12 225ZM105 227H107V226H105ZM240 227L243 228V230H245V232L246 231L248 232L249 230H251L254 233H256V234L258 233V234H257V236H254L252 234L250 235V233H248V235H246V233H245V235H242L243 233L240 232ZM30 230H32V229H30ZM1 232L2 231L0 230V236L2 234L4 236V232H2V234H1ZM70 232H73V233H70ZM109 233L107 232L106 234L109 235ZM116 233H117V231H116ZM106 234L104 233L103 236H106ZM164 234H166V233H164ZM118 235H120V233ZM3 236H1V237L3 238ZM15 237H17V236H15ZM7 238H9V237H7ZM2 240H4V238ZM168 240L166 242H168ZM5 241L6 240H4V242ZM6 242H8V241H6ZM6 242L4 245H6ZM224 242L225 243L227 242L228 247L226 249H223L224 248L223 247ZM213 243H217L218 247H215L216 245L215 246L211 245ZM164 244H165V242H164ZM35 245L33 246L34 248H35ZM38 246H36V247H38ZM123 246H124V249H122ZM17 249H18V247H17ZM28 252H31L32 254L33 253L38 254L37 249L35 252H34V250L28 251ZM20 253L21 252L19 251V254ZM10 254H11L10 259H4V258H2V256H0V264H13L15 261L20 263L18 256H16L17 253L15 254V251L13 248L10 250ZM25 254H28V253H25ZM33 256H34V254H33ZM26 259L24 258V259H22V261L26 260ZM28 261H26V263H28V264L30 263V261L32 262V260H30V258ZM23 263L26 264L25 261H23ZM23 263L21 262L20 264H23Z\"/></svg>",
	"mask_w": 264,
	"mask_h": 264
},
{
	"label": "crops",
	"instance_id": "obj_3",
	"mask_svg": "<svg viewBox=\"0 0 264 264\" xmlns=\"http://www.w3.org/2000/svg\"><path fill=\"white\" fill-rule=\"evenodd\" d=\"M35 6L36 0H0V39L15 46L23 42L31 32Z\"/></svg>",
	"mask_w": 264,
	"mask_h": 264
}]
</instances>
